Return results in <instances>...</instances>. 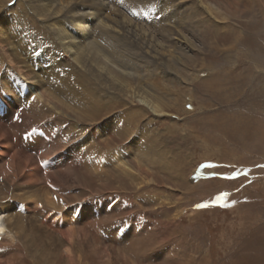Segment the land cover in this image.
Returning <instances> with one entry per match:
<instances>
[{"label":"rangeland","instance_id":"374dc122","mask_svg":"<svg viewBox=\"0 0 264 264\" xmlns=\"http://www.w3.org/2000/svg\"><path fill=\"white\" fill-rule=\"evenodd\" d=\"M33 2L0 0L16 59L72 78L68 100L92 116L28 99L0 60V218L15 234L0 264H264V0H76L73 21ZM56 28L96 46L113 79L91 77ZM51 217L85 242L60 241Z\"/></svg>","mask_w":264,"mask_h":264},{"label":"bare ground","instance_id":"6f19581e","mask_svg":"<svg viewBox=\"0 0 264 264\" xmlns=\"http://www.w3.org/2000/svg\"><path fill=\"white\" fill-rule=\"evenodd\" d=\"M68 2L76 3V0H69V1L65 2L64 4H61L58 0H34L33 3L37 7L36 10H39V12H41V14L43 15V17H42L43 19H46V20H53L55 18L57 19L58 15H59L57 12V6L62 5L61 8H63V6H64V8H67L66 13H67L69 19L73 21L74 18L80 14H78V13L75 14L74 12L69 11L68 7L70 4ZM66 3H68V4H66ZM54 4H57V5L55 6ZM84 15L86 18L92 19V16H91L92 14H90L89 11H85L83 13V16ZM161 15H163V14H161ZM2 22L4 25L5 24L4 21H2ZM73 24H74V27L76 29H78V31L82 34L83 39L88 41V39L84 38L85 37L84 34H86L88 32L86 30V28L84 26L79 25V22H74ZM107 27L110 28L109 26H107ZM55 31H56V34L58 36L59 43L62 44V48L65 50V52L66 53H72L73 54L72 56L74 58H76L75 60L78 64L81 65L82 64L81 61H84L86 64H88L87 65L88 67L89 66L91 67V70L89 72L91 77L93 76V69H95V70H99L100 75H102L99 77L103 81V83H109L111 81L110 79H113V77L110 76L109 69L105 68V70H104L103 68L99 67V65H97L96 63H93L94 61L100 62L101 61L100 59H102V56L99 53L96 46H94L91 42H89L87 44H82L80 42L79 43L76 42V37L70 36V34H68L67 31H65L62 28H56ZM168 31H170V30H168ZM12 33H14V31L11 28H9L8 37L12 38ZM0 35L2 36V40L0 39V50H1V59L0 60H1L2 64H6L7 66H11L13 72L16 73L15 79L16 80L18 79L21 82V84L26 86V92L25 93H28V99L37 98V99H39L41 104H47L52 110L55 109V111H57L59 113L68 114V117H70L71 119H73L74 117L72 115H70V113H72L75 117H79V116L83 115L82 116L83 118H90L92 116V113L91 114L85 113L81 108H79V105L77 103H74V102L68 100V99L72 98V95L74 93V89H73V86L71 84L72 78H66L65 77L66 79H63V78L60 79L59 76H58L59 78H57V76L54 74L52 77L51 83H46L44 81H41L38 78L37 74L27 73L29 70H26V66H25L23 60L18 58V57L16 59V55H15L16 52L14 51L13 46L10 45L11 42L7 41L5 28H0ZM13 43L15 44V42H13ZM92 63H93V65H92ZM43 84L46 87L45 90H43V88H42ZM61 85H64L65 87L62 88ZM138 99H140L138 101L139 104L145 105L148 109L150 107L153 113L160 112L157 106L152 107L145 98L138 96ZM155 116H157V115H155ZM29 122H30L29 119H27L24 122V124H27ZM5 130L6 129L2 128V126H1L0 131H5ZM112 132L113 131H109L107 133V135H108L107 138H111ZM80 143L82 145H84L85 141H82ZM50 148L52 149L51 153L54 155L59 151V149H57L53 146H51ZM158 156L159 157H158V159H156V162L159 161V163H161V164L163 162V165H164L165 159L161 158L162 155H160V154ZM113 163H115L117 165V167H121V168L123 167L124 170L130 169L129 166L127 165L126 161L124 162V159L115 158ZM168 167L173 170V166L171 165V163L168 164V162H167L166 166H162L161 169H163L165 171ZM140 170H142V169H140ZM61 202L64 204L67 201L65 198H62ZM61 202H60V204L58 203V205H61L62 204ZM44 203H48L49 205H52L51 207H55L54 206L55 201L49 200V198H45ZM33 208L35 209V207H33ZM44 208H41L39 210L40 213H42L44 211ZM106 208H107V206H106ZM105 210L106 209L103 210L104 213L106 212ZM0 215H3L2 208L0 209ZM44 221L46 222V224H48L50 226L52 224V226H51L52 229H49V230L53 234H55V236H57L60 241L62 240L63 243H69L71 241H76L78 239H80L82 242H85V240L87 238L85 235L84 236H77L78 233H76L74 230H72L73 228L72 229L71 228L70 229L65 228L64 227V221L62 218L56 219L55 217L54 218L51 217L48 220L44 218ZM42 222H43V220H42ZM13 235H15V234H13V231L9 230L6 227L5 222L3 223L1 218H0V238H6L9 240H12ZM20 236H23V235H20ZM35 237H39V236H35ZM23 238H26V240H28L29 236H26V237L23 236ZM31 240H33L32 237H31L30 241ZM65 251L67 252V255H68V258H67L68 262L73 263V261L71 259V255L69 254L71 252V250L66 249ZM118 255H121V254L118 253ZM12 256H14V254Z\"/></svg>","mask_w":264,"mask_h":264},{"label":"snow or ice","instance_id":"6c2138e0","mask_svg":"<svg viewBox=\"0 0 264 264\" xmlns=\"http://www.w3.org/2000/svg\"><path fill=\"white\" fill-rule=\"evenodd\" d=\"M222 199V197H220Z\"/></svg>","mask_w":264,"mask_h":264}]
</instances>
